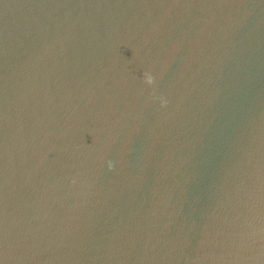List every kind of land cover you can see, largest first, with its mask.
I'll return each mask as SVG.
<instances>
[{"label":"water","instance_id":"1","mask_svg":"<svg viewBox=\"0 0 264 264\" xmlns=\"http://www.w3.org/2000/svg\"><path fill=\"white\" fill-rule=\"evenodd\" d=\"M0 264H264V0H0Z\"/></svg>","mask_w":264,"mask_h":264}]
</instances>
